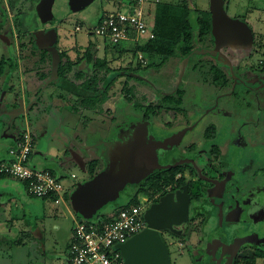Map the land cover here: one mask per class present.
Listing matches in <instances>:
<instances>
[{
  "label": "flooded vegetation",
  "instance_id": "flooded-vegetation-1",
  "mask_svg": "<svg viewBox=\"0 0 264 264\" xmlns=\"http://www.w3.org/2000/svg\"><path fill=\"white\" fill-rule=\"evenodd\" d=\"M17 1L18 0H0V49L2 50L0 55V66H8L7 74L0 77L2 80L0 83V90L3 89L4 86H7L8 83L6 80H8V75L11 74L10 83H12L13 80L22 79L23 73H25L27 69H32L34 63L41 60L43 62L42 67H45L47 72H45L44 68L41 69L40 71L42 73L36 74L37 80L40 81V79L45 78L47 80L46 73H50L49 76L51 77V81L48 83L49 87H60L66 92L69 91L75 94L74 91L69 88L56 84L57 80H53L54 67L58 65H54V57L51 53L52 51L49 50L50 46L38 48L34 42L36 48L34 47L31 49V54L25 55L23 59L19 58L20 55L17 56L16 51L18 42L19 40H24L26 38L25 35H29L30 38L33 39L32 33L34 34L35 31L46 28L52 29L56 26V24H52L30 31H25L23 27L21 30V26H23L24 22H27V20L23 14H20L19 10L16 11ZM230 1L231 0H224V9L229 18H226V20L224 19L219 25H216L215 31L212 21L213 14L211 12L210 0L209 9L207 11L211 13V29L206 35L205 40H199L198 45L195 46L187 56L182 59H173V64L171 63L173 61L171 59L166 64L167 67H171V70H174L168 78L169 85L171 82L172 84L178 82V85L181 86L186 76V70L190 66L191 71H193L192 76H199L201 78L200 81H202L205 87L207 86V88H209V84L220 89V92L212 94V99H209L211 95H206L207 90L204 89H197L195 94H191L186 90L187 92L183 96L181 95L180 86L177 87V89L169 86L168 90H161L162 88L153 84L152 79L147 76V72L151 76L152 70V67H148V63L143 64L138 59L136 62L128 61L125 57H120L115 49L109 56L104 46L96 45L95 47L97 51L96 57L100 59L106 58L111 68L110 71H113V75L116 73L118 76L117 84L114 86L113 90L110 91V98L106 102L113 101V108L109 111L111 124L110 128L107 130V132L110 131V134L107 137V132L100 130L102 132L101 135L106 136L101 142H119L122 138L125 140L127 139L124 134H126L125 131L129 125L120 126L114 130L111 127L112 124L116 123L118 120V111L120 110L121 113V110L124 109H120L123 103H129L134 108L143 111L140 119L146 124L148 134L146 135V133H144L139 138L140 142L144 140L145 136H148L146 142H169L165 146L164 143L159 145L161 149L159 161L162 166L167 167L154 170V172L145 178L139 185L128 186L125 191L126 194L130 196L136 188L138 189L143 185L155 172L164 171L173 167L180 168L177 178H184L185 182L182 185L177 184L172 188L171 186L168 187L167 192L179 190L184 185L189 186L191 195L189 220L180 225H174L173 229L158 231L163 241L168 246L170 264H172V248L167 240L168 236L175 237L179 252L189 251L192 254V264H264L263 221H259L260 223L252 230L255 235L250 233L248 236L252 237L232 239L230 243L229 240L231 241V239L228 233L224 228L222 229V215L217 218L212 217L209 222L208 217L210 213L206 212L202 215L203 213L199 211L202 209L200 205H202L203 202L219 199L218 203L216 201L215 203L213 202L214 207L222 208L223 205L226 209L239 208L243 212L250 207L249 199L253 198V194H257L258 196V207L264 208V196L261 192V190H264V182H260L258 186L256 185V181L250 183L247 179H242V176L248 174V164L241 167L240 173H244L240 176L239 171L237 173V161L234 162L231 159L229 160L228 156L224 157L222 152L223 149L226 150V148L220 146V144L232 142L235 144V148L240 145L237 149L239 152L243 154L246 153L247 150H250V148L245 147L248 145L247 142H252V140L249 139L252 133L249 129L251 127V122L248 113L251 111L256 114L261 113L264 116V52H262V49H264V33L260 35V38L259 36L256 37L249 23L242 20V18L229 15L227 12V5H230ZM258 1L262 4L264 2V0ZM260 11H262V9ZM231 21H238L248 26L251 30V37L248 34L247 28ZM16 26L19 27L18 31H16ZM56 28L59 27L56 26ZM215 32L219 33L220 36L217 37ZM57 34L58 37L55 47L61 61L64 57V53L69 55V49L60 46V35L58 31ZM252 46L255 47L256 50L251 53L247 52ZM87 47L79 48L77 44H74L72 49L75 53L77 52L78 55H76L77 58L71 60L74 62L77 61L76 65L73 66L74 71L83 72L85 76L89 77L93 74L90 68L92 64L86 63L85 60H78L80 54L81 57L84 55ZM100 53H102L103 56H100ZM244 56L250 60L246 62V64H243L245 67L241 68L243 65L238 63H242L240 59ZM29 61L33 64L30 68H28L31 64ZM232 61H235L238 66L232 67ZM121 68H124V70L120 71ZM103 70L104 69L100 71ZM74 71H72L71 75L75 73ZM61 79H63V77ZM58 80H60L59 76ZM128 80V87L135 86L137 89L135 93L130 96L128 92H126L127 90L123 89L124 83ZM197 81H199V79L193 82ZM150 86L152 88L151 91L149 90ZM195 86L197 87L198 85ZM44 87H46V85ZM41 89L43 88L40 86L33 91L28 87L27 81L25 80L23 95L28 98V96L33 93L34 96L37 97L38 95H42L44 89ZM118 93L119 96H117ZM144 95L146 99H144ZM170 96H174V98L176 97L180 101L176 109L171 108L173 104L168 106L166 105L168 104L167 102H163L165 97ZM198 98L205 100L206 104L200 106L195 104L193 108H190L182 103L185 99L190 102ZM28 102H30V100H28ZM158 102L160 103V108L155 107L152 110L147 109L151 104L157 106L159 104ZM136 104L140 106L138 107ZM27 107L28 105L26 106L23 102H18V104L13 107L15 110H12V107L8 108V113L19 117L20 115H24L23 113L26 112ZM188 108L190 111H188ZM89 110L91 109H83L81 113L77 114H85L84 117L86 118L84 119L88 120V122H91L92 118L102 115V113L97 112V114L95 113V115L92 116V114H88L92 113L89 112ZM212 114L215 117H220L221 120L222 118L230 120L225 132L222 131L220 123L216 126L213 121L207 119ZM122 116L123 118L126 117V115ZM120 122H123V119ZM203 123H206L205 127H203ZM12 125L15 124L13 123ZM262 131L264 135V127ZM244 133H247V135ZM99 137L100 135L98 138ZM89 138L92 139V137ZM252 143L254 144V142ZM101 150L99 154H101ZM79 152L84 154L83 150ZM255 152H257L258 160L264 162V154L260 153L258 150ZM75 158L82 163L77 152ZM257 174L261 177L259 180L264 181V167L258 168ZM213 193H215L214 199L212 197ZM128 196L126 197L128 198ZM160 197L161 196L155 199L152 204L159 202ZM236 199L238 200L237 203ZM207 204L211 205L209 208L213 206L211 203ZM243 216L248 221H253L251 218L247 217V212L244 213ZM206 217L207 219L205 220ZM246 219H244L243 222H246ZM146 229H151L148 223L143 230ZM219 241L221 243H219ZM197 251H199L198 253L200 254L203 253L208 255L206 260L201 261L199 258L195 257L194 253Z\"/></svg>",
  "mask_w": 264,
  "mask_h": 264
},
{
  "label": "rangeland",
  "instance_id": "rangeland-1",
  "mask_svg": "<svg viewBox=\"0 0 264 264\" xmlns=\"http://www.w3.org/2000/svg\"><path fill=\"white\" fill-rule=\"evenodd\" d=\"M42 1L43 0L17 1L16 11L19 10L20 14H23L27 20V22H24L23 26H21V30L23 27L25 31H30L56 24V26L59 27L56 30L60 35V46L69 49L68 54L70 56H68L71 59L77 58L76 55H78L77 52L75 53L72 49L74 44H77L79 48H85L93 42L100 44L102 47L104 46V40L94 34L89 35V32L98 24L104 10H111V8H113L112 4L103 0H94L84 10L72 13L67 11L60 3H45L42 9H39ZM148 1L153 3L157 1L172 3L186 1L194 9L197 8L205 11L209 9L210 4V0ZM263 4L258 0H231L230 5H227V12L229 15L242 18V20L249 23L256 37L259 36L260 38V35L264 33ZM261 9L262 11H260ZM192 22L194 28L197 29L195 11L192 13ZM78 24L82 26L81 31H76L75 29ZM18 28L19 27L16 26V31H18ZM47 29L48 28L37 30L34 34L32 33L33 39L30 38L29 35H25L26 38L24 40H19L16 51L17 56L20 55L19 58L23 59L25 55L31 54V49L35 47L34 42L39 48L38 42L36 41L37 35ZM124 45L128 46L129 43H125ZM255 50V47L252 46L247 52L251 53ZM1 51L0 49V55L2 53ZM262 52H264V49H262ZM99 55L103 56L102 53ZM126 59H128V61H137V58L132 54H128ZM240 60H242V63L239 62L238 64L243 65L250 59L244 56ZM173 62L174 60L171 63L173 64ZM42 64L43 62L41 60L37 63L35 62L32 69H27V71L23 73L22 79L13 80V82L10 83L11 78H8V80H6L8 83L7 86H4L3 89L0 90V156L7 157L6 160L10 159V150L13 149L12 146L15 142H19V139L24 137L23 134L28 131L31 137H33V142H35V154H33L32 158L28 161V165L38 169L48 168L50 171H57L56 175L61 173L65 177L64 182L66 189L62 191L61 196L45 199L35 197L26 192L25 184L18 178L9 177L0 179V264H68V243L73 226L72 215L85 216L83 213L75 210L71 200V194L80 184H84L92 178L88 170L89 162L95 159L100 160L103 170L114 148L118 150L122 145H128L131 142H140L139 138L144 133H146V135L148 134L146 124L140 119L143 111L134 108L129 103H123L120 109H124L121 110V113L119 110L117 114L119 121L117 120L111 127L114 130L120 126L129 125L125 131L126 134H124L127 139L125 140L122 138L117 146V142H101L106 136L101 135L102 132L100 130L107 132L108 128H110L111 120L109 118V111L113 108V101L111 100L103 106L106 114L98 115L92 118L91 122H88V120L84 119L86 118L84 117L85 114H77L70 111L72 104L74 105L77 102L76 94L69 91L66 92L60 87H49L48 83L51 81V77L48 74L46 76L47 80L46 78L40 79V81L43 82L37 80L36 74H41V69L44 68L45 72H47L45 67H42ZM238 64L235 61L231 62L232 67H236ZM32 65L31 62L28 68ZM242 67H245V65L241 66V68ZM173 72L174 70H171V67L163 65L159 68H152L151 76L148 72L147 76L152 79L153 84L161 87V90H168L169 86L177 89V87L180 86L178 82L173 84L171 82L170 85L168 84V78ZM192 73L193 71H191L189 66L186 70V76L180 86L182 96L185 95L187 91L191 94H195L197 89H204L207 90L206 95H211L209 99H212V94L220 92V89L213 85L208 84L209 88H207V86L205 87L202 81H200L201 78L199 76H192ZM197 79H199V81L193 82ZM25 80L27 81L28 87L33 91L41 86V88L44 89H41L43 90L42 95H39L37 99L33 93L28 96L29 99L24 96L23 89ZM1 82L2 80L0 79V83ZM45 85L46 87H44ZM195 85L198 86L196 87ZM149 90H152L151 86ZM117 96H119V93ZM82 98H84V96H82ZM28 100H30L31 103L28 102ZM18 102H23L26 106L28 105L26 112L19 117L10 115V113H8V108L12 107V110H15L13 107L18 104ZM92 102H94V99ZM182 103L193 108L195 104L198 106L206 104V101L202 98H198L197 100L188 102L185 99ZM80 105L82 106V102H80ZM188 111H190L189 108ZM89 112H92L88 113L90 115L92 114V116H94L95 113L97 114L95 110H89ZM250 112L248 113L251 122V127L249 129L252 136L249 139L252 140L254 144L252 142H247L248 145L245 146L250 148V150H247V152L243 154L237 150L240 145L235 148V144L232 142L220 144V146L226 148V150L223 149L222 152L224 157L228 156L229 160L231 159L234 162L237 161V173L238 171L240 173L241 167L248 164V174L242 176V179L245 178L250 183L256 181V185H258L260 182H264L259 180L261 177L257 174L258 168L264 167V162L258 160L257 152L255 151L258 150L260 153L264 154V135L262 131L264 127V116L261 113L256 114ZM122 115H126V117L123 118ZM214 117L215 116L212 114L207 119L213 121L216 126L220 123L222 131L225 132L230 120L227 118H222L221 120L220 117ZM122 119L123 122H120ZM11 121L12 124L14 123L15 125H12ZM205 125L206 123H203V127H205ZM109 132L106 133L107 137L110 134ZM244 134L247 135V133ZM99 135L100 137L98 138ZM89 137H92V139ZM146 140H148V136H145L142 142H146ZM70 142H94V148L92 149L91 146H83L81 150L84 151V154H81L79 152L81 150H77L76 147L74 148L73 144ZM146 143L148 148H142L138 151L140 155L135 162H133L134 164L124 162V159L131 153L130 145L126 150L123 149L121 153L123 158L119 159L113 168L112 165L108 163V169H112L111 175L116 176L122 174L121 177L129 178L131 177V172L134 170L128 169L139 163H141L139 167L143 170L141 172L148 170L147 168L152 167L153 164H155L156 167L161 166L159 161L161 149L159 145L164 143L165 146L169 142ZM100 150L101 154H99ZM75 151L80 156L81 160L85 162L86 169L76 160ZM138 172L140 171H134V173ZM243 173L244 172H241L240 176ZM73 175H75V177H73ZM148 176L149 175H146L142 179L128 183L125 188L118 190V192V186L110 187L109 191L106 193L108 200L110 196L114 197L118 193L119 197L116 200H109L108 203H105L99 209L98 214L100 213V216L108 217L112 211L119 209L125 201L131 198V196H128L125 192L127 187L139 185ZM261 192L264 196V190H261ZM126 196H128V198ZM212 197L214 199L215 193L212 194ZM257 197V194H253V198L249 199L250 207L243 212L239 208L226 209L223 205L222 208L214 207L213 202L215 203L216 201L218 203L219 199L203 202L202 205H200L202 209L199 211L203 213H201L202 215L206 212L210 213L208 217L209 222L212 217L217 218L222 215V229L224 228L228 233L231 239L229 242L231 243L232 239L252 237L248 235H250V233L255 235L252 230L260 223L259 221L264 222V208L258 207L257 203H259V200ZM237 199L236 203L238 202ZM207 203H211L213 206L209 208L211 205ZM246 212L247 217L251 218L253 221H248L243 216ZM206 219L207 217L205 220ZM244 219H246V222H243ZM41 229L43 230L42 235L40 234ZM7 240L16 241L18 244L21 243V245H9V247H7L9 243ZM167 240L172 248V264H192V254L189 251L179 252L175 237L168 236ZM219 243L221 242L219 241ZM198 252L199 251L195 252L194 256L201 261L206 260L208 255ZM57 255L61 256L60 262H58V259L54 258Z\"/></svg>",
  "mask_w": 264,
  "mask_h": 264
},
{
  "label": "trees",
  "instance_id": "trees-1",
  "mask_svg": "<svg viewBox=\"0 0 264 264\" xmlns=\"http://www.w3.org/2000/svg\"><path fill=\"white\" fill-rule=\"evenodd\" d=\"M145 11L149 22L153 26L155 38L145 41L141 44L129 43L128 46H125V43L114 45L109 41H104L103 45L106 49V53H108L107 55L110 56L112 51L115 49L122 58H126L128 54H132L138 59V53L142 52L148 60V67L159 68L160 66L166 65L167 62H169L171 59H182L183 57L187 56L190 51L198 45L199 40H205L206 35L211 29V13L202 9H194L186 1L180 3L161 1L153 3L147 1L145 4ZM194 11L196 12L197 29L194 28L192 22V13ZM96 45L100 44L94 42L90 43L87 47V50L84 52V55L81 57L80 54V57H78V60H85L86 63L88 62L92 64L90 68L93 74L89 77L85 76L83 72H77L76 70L74 71L73 66L76 65L77 61H72L66 53H64V57L60 61L61 63L58 66L54 67L53 78L58 80L59 76L60 79L56 81V84H60L65 88H69L76 94L77 102L76 104L72 105L71 108V110L75 113H81L83 109L95 110L102 114L105 113L103 106L109 100L110 91L113 90L118 81V76L116 75V73L115 75H113V71H110L111 68L109 67L107 59H100L96 57ZM0 67V77H3L8 72V66L5 65ZM102 69L104 70L100 71ZM123 70L124 68H121L120 71ZM72 71H74L75 73L71 75ZM47 74L49 75L50 73H46V75ZM8 76V78H10L11 74ZM62 77L63 79H61ZM126 83H124L123 89L127 90L126 92H128L129 96L133 95V93H135V91L137 90L136 87L132 86L129 88V80ZM38 96L36 97V99L38 98ZM82 96H84V98H82ZM143 97L144 99H146L145 95ZM93 99L94 102H92ZM80 102H82V106L80 105ZM163 102H167L168 104L166 105L168 106H171V104H173L171 108L176 109V106L179 105L178 103L180 101L178 100V98L170 96L165 97L163 99ZM160 103L157 106L151 104L147 107V109L152 110L155 107L160 108ZM136 105L138 107L140 106L139 104ZM14 146H17L16 142L12 147ZM102 168V162L98 159L89 162L88 170L91 174V177L95 176L99 171L102 170ZM179 169L180 168L178 167H173L164 171L161 170L155 172L146 180L143 185H141L137 190L130 194L131 198L128 201H125L119 207V209L137 205L142 195H147L151 198H155L160 193H166L168 191L167 188L170 186L172 188L177 184H184V178H177V175L180 171ZM51 172L56 175V172L52 170ZM56 176H59L63 179L65 178L60 174ZM2 178L9 177L0 176V179ZM23 183L25 184V186L27 185L25 181H23ZM45 199L49 198L46 197ZM7 241L9 242L8 245L11 246H14L16 244L21 245V243L18 244L16 241Z\"/></svg>",
  "mask_w": 264,
  "mask_h": 264
},
{
  "label": "built area",
  "instance_id": "built-area-1",
  "mask_svg": "<svg viewBox=\"0 0 264 264\" xmlns=\"http://www.w3.org/2000/svg\"><path fill=\"white\" fill-rule=\"evenodd\" d=\"M113 5L105 9L98 25L90 34L100 37L111 44L144 43L155 38L153 26L149 22L145 4L148 0H103ZM76 31L82 26L77 25ZM138 59L146 64L142 52ZM16 147L10 150V159H0V176L15 177L26 182V191L39 198H56L66 189L64 179L49 170L28 165L34 151L33 137L26 131ZM75 177V175H73ZM155 198L147 195L140 197L134 206L112 211L108 217L96 216L84 219L72 215L73 227L69 248L71 264H126L120 244L141 232L147 225L145 212Z\"/></svg>",
  "mask_w": 264,
  "mask_h": 264
},
{
  "label": "water",
  "instance_id": "water-1",
  "mask_svg": "<svg viewBox=\"0 0 264 264\" xmlns=\"http://www.w3.org/2000/svg\"><path fill=\"white\" fill-rule=\"evenodd\" d=\"M94 0H43L40 4V8L45 3H60L67 11L77 12L87 8ZM211 12L213 14L212 21L213 26L219 25L221 21L229 18L224 9V0H211ZM231 20V19H230ZM235 24H240L242 27L248 29V34L251 37V30L244 23L238 21H231ZM57 28H48L46 31L37 35L36 41L39 47L44 48L50 46L54 57V65L60 64V57L56 52L55 43L58 37ZM215 35L220 36L215 32ZM49 43V44H45ZM119 142H117L116 146ZM131 153L124 159V162L133 163L139 157L138 151L142 148H148L146 142H131L128 145H122L118 150H112L108 159V163L112 165V168L116 162L123 158L121 153L123 149L129 148ZM77 160V159H76ZM78 163L82 164V167L86 169V164L80 160ZM106 162V163H107ZM108 163L105 168L98 172L94 177L86 181L84 184H80L71 194V200L73 206L77 212L83 213L85 216L80 215L84 219L95 218L99 209L108 201L116 200L119 197V193L114 197L110 196L108 200L107 192L110 187H116L117 192L126 187L128 183L135 180L142 179L146 175H150L155 169L166 168L167 166H155L147 168L143 171L139 165H134L128 170L140 171L138 173L131 172V177L124 178L120 175H111L112 169H108ZM134 164V163H133ZM141 169V170H138ZM190 201L191 195L189 192V186L184 185L179 190L173 192H166L161 195L159 202L153 203L145 212V219L151 229L142 230L141 232L132 236L127 242L120 244L118 248L122 251L126 264H170L169 249L166 243L163 241L159 230L173 229L174 225H180L183 222L189 220L190 214Z\"/></svg>",
  "mask_w": 264,
  "mask_h": 264
},
{
  "label": "crops",
  "instance_id": "crops-1",
  "mask_svg": "<svg viewBox=\"0 0 264 264\" xmlns=\"http://www.w3.org/2000/svg\"><path fill=\"white\" fill-rule=\"evenodd\" d=\"M70 109V108H69ZM70 111H72L71 109H70ZM73 112V111H72ZM75 113V112H74ZM71 144H73V146H74V148L76 147V149L77 150H81L82 148H83V146L84 147H87V146H91V148L93 149L94 148V142H70ZM73 150V149H72ZM74 151V150H73ZM38 153H40V152H38ZM33 154H35V150H34V152H33ZM33 154H32V156H33ZM43 155V154H42ZM32 156H31V158H32ZM43 157V156H42ZM0 159H7V157H1L0 156ZM42 169H48V168H42ZM49 171H50V169H48ZM56 173H57V171H56ZM60 175L62 176V174L60 173ZM25 190H26V186H25ZM27 192V191H26ZM73 227V226H72ZM32 231V230H31ZM42 232H43V230L41 229V235H42ZM71 234H72V230H71ZM71 239V236H70V238H69V243H68V253H69V246H70V240ZM7 247H9V245L7 246ZM55 259H58V262H60L61 261V256L60 255H57L56 257H54ZM68 264H71V261H70V255L68 254Z\"/></svg>",
  "mask_w": 264,
  "mask_h": 264
},
{
  "label": "clouds",
  "instance_id": "clouds-1",
  "mask_svg": "<svg viewBox=\"0 0 264 264\" xmlns=\"http://www.w3.org/2000/svg\"><path fill=\"white\" fill-rule=\"evenodd\" d=\"M103 14V13H102ZM101 18H102V15H101V17H100V19H99V21L101 20ZM99 23V22H98ZM78 25H80V24H78ZM147 63H148V60H147ZM162 195V194H161ZM159 198V197H158ZM50 199V198H49ZM98 216V215H97ZM70 248V247H69Z\"/></svg>",
  "mask_w": 264,
  "mask_h": 264
}]
</instances>
